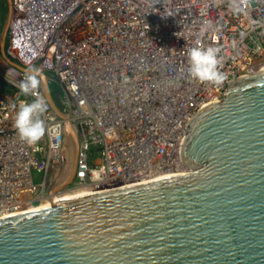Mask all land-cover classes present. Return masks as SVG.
Masks as SVG:
<instances>
[{"label": "built area", "instance_id": "built-area-1", "mask_svg": "<svg viewBox=\"0 0 264 264\" xmlns=\"http://www.w3.org/2000/svg\"><path fill=\"white\" fill-rule=\"evenodd\" d=\"M218 49L219 80L188 73L189 50ZM4 62V64L1 62ZM38 67L64 98L48 103V128L21 140L13 103ZM264 69V0H11L0 51V216L55 200L185 170V124L201 105L221 101L228 81ZM50 89V88H49ZM78 139L71 181L65 122ZM85 194V193H84Z\"/></svg>", "mask_w": 264, "mask_h": 264}, {"label": "water", "instance_id": "water-1", "mask_svg": "<svg viewBox=\"0 0 264 264\" xmlns=\"http://www.w3.org/2000/svg\"><path fill=\"white\" fill-rule=\"evenodd\" d=\"M221 98L184 126L187 169L0 216V264H264V69L228 81ZM77 147L67 121L70 171L62 183L56 171L50 192L71 181Z\"/></svg>", "mask_w": 264, "mask_h": 264}, {"label": "clouds", "instance_id": "clouds-1", "mask_svg": "<svg viewBox=\"0 0 264 264\" xmlns=\"http://www.w3.org/2000/svg\"><path fill=\"white\" fill-rule=\"evenodd\" d=\"M217 52L218 49L214 47L191 48L188 73L201 81L219 80L222 73L217 68ZM42 81L43 76L38 67L28 69L18 84L20 93L24 96L33 94L35 90L40 89ZM12 107L15 109L14 125L21 140L35 144L46 132L52 136L60 135V125L48 128L43 118L48 109L47 98L43 94H35L30 101L14 102Z\"/></svg>", "mask_w": 264, "mask_h": 264}, {"label": "rangeland", "instance_id": "rangeland-1", "mask_svg": "<svg viewBox=\"0 0 264 264\" xmlns=\"http://www.w3.org/2000/svg\"><path fill=\"white\" fill-rule=\"evenodd\" d=\"M6 11H7L6 0H0V31H1L3 23H4ZM49 88H50V91H51L53 97L55 98L56 102H58L57 93L60 94L62 98H64V92H63V90L59 84L50 81Z\"/></svg>", "mask_w": 264, "mask_h": 264}, {"label": "bare ground", "instance_id": "bare-ground-1", "mask_svg": "<svg viewBox=\"0 0 264 264\" xmlns=\"http://www.w3.org/2000/svg\"><path fill=\"white\" fill-rule=\"evenodd\" d=\"M1 62H2V60H1ZM2 63L4 64V62H2ZM185 169H187V166H186ZM84 193H87V191H86V192H84V191H80V193H77L76 195H80V194H84Z\"/></svg>", "mask_w": 264, "mask_h": 264}]
</instances>
